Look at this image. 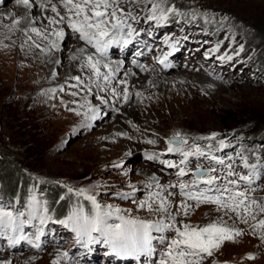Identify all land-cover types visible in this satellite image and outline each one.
<instances>
[{"label": "rangeland", "instance_id": "1", "mask_svg": "<svg viewBox=\"0 0 264 264\" xmlns=\"http://www.w3.org/2000/svg\"><path fill=\"white\" fill-rule=\"evenodd\" d=\"M119 6L125 14L130 12L135 17L127 21L134 31L130 37L126 32L122 33L130 42L112 46L114 55L109 58L127 60L134 69L141 66L147 69V64L163 66L165 70L153 73L172 77L179 69L173 63L172 52H184L189 57L185 56L181 62L190 66L192 70L185 71L190 75L194 74L196 66L202 67L204 73L218 70L219 73L222 68L226 70L230 88L222 95H227L228 101L214 105L204 103L205 108L199 107L197 112L189 109L188 122L197 127L203 125L202 129L193 133L187 131L189 135H186L177 122L175 127L182 132L162 131L157 136V143L155 135H148L149 130L128 127L119 120V112L116 115L111 112L113 107L125 111L137 100L134 93L120 95L115 92L90 125L93 122L124 125L128 136H119V140H112L110 146L100 141L103 146L97 151L92 148V139L87 137L94 134L96 128L85 129L79 124L72 127L69 113L73 102L70 105L64 103L65 93L56 95L52 91L55 80L51 67L58 66L63 70L65 66L59 63L36 67L23 65L18 56L5 51V40L10 35V29L9 23L1 20L0 128L5 131L6 126L11 124L4 113L13 115L10 118H20L30 128L38 152L34 158L20 156L23 169L30 181H34L27 203L19 201L17 197L9 199L0 194V208L12 212L18 225V230L5 229L0 234V264H26L27 260L23 258L28 254L36 258L35 264H60L64 259L69 264H160L161 254L166 251V243L161 237L171 240L174 231L153 230L150 233L154 249L150 256L123 255L114 252L99 231H92L90 236L80 234L72 226L70 218L86 217L91 221L100 215L109 227L114 228L121 223L120 217L172 223L168 219L169 213L175 217L177 226L184 223L204 226L222 219L227 226L241 232L233 241H225L211 256H206L201 264H264V228L253 231L250 227L256 220L249 218L244 223L242 217L218 210L215 204L197 205L192 201L188 202L192 207L187 216L182 211L177 214L180 202L185 199L180 194L179 184L193 179L192 169L202 166L226 170L224 166L216 164L212 156L225 160L226 164H233L234 170L241 174L248 171L243 168L241 157H246L250 165L256 164L264 171V0H175L162 7L150 0H119ZM57 7L64 9L60 3ZM35 9L33 4L30 10ZM168 9L173 11L169 12ZM45 10L49 15L55 14L51 12L50 5L43 8L41 14ZM153 15L157 19H148ZM161 16L165 18L161 20ZM18 18L16 21H19ZM74 33L65 23L64 37L60 39L63 46L78 40ZM135 36L148 39L143 46V55L129 53L122 59L120 51L134 43ZM88 50L94 53L92 47ZM139 50L136 48L135 51ZM84 52H88L86 48L79 55ZM237 52L239 55H236ZM229 56L231 59H228ZM162 60L165 62L161 63ZM123 72L115 79V84ZM162 91L170 97L169 86H164ZM176 113H179L178 108ZM105 115L108 118L101 120ZM177 132L188 140V144H182L181 148L195 144L208 157H190L186 169L189 175L186 177L177 176L178 167L167 166L168 163L179 166L183 158L180 152L168 151L169 147L175 146V142L169 144L168 141ZM213 133L217 134L214 138ZM220 141H224L225 147H220ZM150 155L152 159L148 158ZM157 182L165 186L161 195L169 201L168 213L139 207L146 200L151 203L149 193L160 191L156 187ZM252 187L256 189L253 197L258 201L264 199V177ZM169 192L173 195L169 196ZM88 197H93L95 202ZM40 198L42 200L39 201ZM43 199L49 200L50 204ZM62 201L66 206L63 212L59 207L55 208L56 203L62 204ZM155 207L153 205V209ZM117 209L120 211L117 212ZM88 211L91 215H88ZM109 212L112 214L106 215ZM254 214L257 220L264 219V213L256 211ZM37 243L40 247L35 246ZM249 255L253 258L249 259ZM58 256H61V260Z\"/></svg>", "mask_w": 264, "mask_h": 264}, {"label": "snow or ice", "instance_id": "2", "mask_svg": "<svg viewBox=\"0 0 264 264\" xmlns=\"http://www.w3.org/2000/svg\"><path fill=\"white\" fill-rule=\"evenodd\" d=\"M17 3H22L25 6L33 7L30 0H17ZM50 3V0H49ZM59 3L66 9L65 14L61 15L57 11L56 4H50L52 13L55 17H48V25H45V32H42L36 27H31L29 31L36 36L47 39V29L49 25L67 23V26L75 33L79 34V39L86 44L91 45L95 52L93 55L86 57V67H88L95 76L101 77L104 81L110 82L114 78V74L119 71V66L112 68L109 63H104V58L107 57L108 49L114 45H127L130 41L124 38L122 33L126 32L127 36L133 35L131 25L127 23L128 19H135L129 12L125 14L123 8L119 6V0H59ZM47 5L41 3L40 7L43 9ZM154 7H157L154 5ZM169 12L173 9H168ZM58 17V19L56 18ZM161 16L160 19H164ZM148 19H157L156 16H149ZM18 24L19 21H13ZM58 39L64 37L63 29L55 30L52 33ZM138 35V33H137ZM32 40V37H28ZM35 43V42H34ZM36 48H40V44L35 43ZM52 48H58L59 45L55 42L51 43ZM243 46H241V51ZM79 51L83 52L84 49ZM99 55V59H94V56ZM236 55H239L237 52ZM75 58V57H73ZM231 59V56L228 57ZM164 63L165 61H160ZM101 65L107 69L106 73L101 72ZM72 79L82 83L80 77H73ZM121 83H124L123 81ZM75 87V85H73ZM105 89L101 88V91ZM115 93V89H113ZM76 93H73L75 95ZM103 103V99L101 98ZM90 112L95 113V109H89ZM91 119H96L93 114ZM88 126V125H85ZM217 134L213 133L214 138ZM152 143L153 141H148ZM175 142L174 147H169L168 151H176L182 154V159L179 161V166L168 163V167H178V177H186L189 172L186 171L189 164L190 157L205 156L198 145L192 144L189 148H181L182 144H188L186 137L177 132L173 135L169 144ZM220 147H225L224 141H220ZM152 159L150 155L148 157ZM212 160L218 165L224 166L226 170L221 171L216 167L204 168L202 166L195 167L191 170L193 179L188 182H181L179 184L180 194L185 198L182 200L177 208V214L181 211L187 216L191 210L192 205L189 201L195 202L197 205L202 203L215 204L218 210L234 213L237 218H243V222L247 223L248 219L256 220L257 222L250 227L255 231L257 228H264V219L257 220L256 211L264 213V199L258 201L253 197L252 193L256 191L252 185L264 177V171L256 164H249L246 157H241L242 166L248 170L241 174L234 170L233 164H226L225 160L212 156ZM204 187H201V186ZM151 186V185H150ZM156 187L160 191L149 193L148 200L142 202L139 207H147L149 211H158L168 213V199L163 197L161 193L165 191V186L158 182ZM168 187L175 188L176 185H169ZM72 191L71 188L68 189ZM136 189L133 188V192ZM82 192V190H81ZM117 195L129 196L131 193H118ZM169 196L173 193L169 192ZM93 200V197H88ZM153 205H156L153 209ZM120 210L117 209V212ZM107 213L106 215H111ZM22 215V214H21ZM72 226L82 235H89L92 231H99L105 237V243L110 244L113 251L117 254L123 255H152L154 249L152 246L153 237L150 234L153 230L157 232L174 231V236L171 240L161 237L166 243V251L162 253L160 264H201L206 256H211L213 252L218 249L225 241H233L236 236L241 235V232L234 228L227 226L224 221H212L204 226H194L187 223L177 226L175 217L168 214V219L172 223H166L164 220L157 222L144 221L138 218L125 219L120 217L121 223L115 227H109L103 216L98 215L95 219L89 221L86 217L70 218ZM44 221H42L43 223ZM61 223H64L63 221ZM17 228L16 218L13 217L12 212L5 211L0 208V234H3L5 229ZM42 234V233H41ZM24 237H20L23 239ZM264 238V237H262ZM39 239V236H37ZM14 242V239L13 241ZM40 247L39 243L35 245ZM64 255H67L64 253ZM249 259L253 257L249 255Z\"/></svg>", "mask_w": 264, "mask_h": 264}, {"label": "bare ground", "instance_id": "3", "mask_svg": "<svg viewBox=\"0 0 264 264\" xmlns=\"http://www.w3.org/2000/svg\"><path fill=\"white\" fill-rule=\"evenodd\" d=\"M6 2L5 4L3 2ZM30 3L35 4V10H30V7L17 3V0H0V21L6 20L9 23L10 35L5 40L6 50L8 54L18 56L19 62L23 65L36 67L37 65L46 66L53 64H63L65 69L58 68V66L51 67L52 78L55 80V84L52 87L56 95L64 94V103L68 105L73 102V108H70L69 116L72 120L71 126H77L78 124L82 128H92L97 130L94 134L87 135L92 139V148L100 151L103 145L100 141L110 146L113 144L112 140L116 142L119 140V136H128L127 130L120 124H111L110 122H102L100 124H93L90 117L95 114H100V109L104 104H108V99L111 94L119 92L120 95L127 93H134L137 95L135 105L125 111H120L113 107L111 112L116 115L119 112V120L126 123L128 127L133 129L146 128L150 133L148 135H161L164 131L168 133L173 130H178L175 127V123H179L184 128L186 135L201 130V127L190 124L188 122V110L199 111L205 108L204 103L215 104L222 101H228L227 95H222L223 92L230 88L229 78L226 70L221 69L218 73H204V69L200 66L194 67V74L190 75L186 70L191 69L189 65H185V62H181L182 59L188 58L189 55L184 52L175 51L172 52L171 58L173 63L176 64L179 69L176 74L172 77L163 76L160 73H153V71L161 72L165 70L163 66L156 64H147V69H143L144 66L134 69L133 66L129 65V62L109 58L108 56L114 55L113 49H108L107 57L104 58V63H109L112 68L119 66V71L114 74V78L110 82L104 81L101 77H97L93 72L86 67V57L93 55L88 50L91 45L86 44L84 41L79 39V34L74 33L73 35L78 37V40H74L69 45L63 46L55 35L49 38L50 33L55 30L63 29L65 31V23L49 25L46 35L47 39L36 36L34 33L29 31L31 27H36L42 32H45V25H48V17H55L54 15L47 14L46 10L41 14L42 8L40 4L43 3L48 7L50 4H56L58 6L59 0H30ZM45 7V8H46ZM57 11L61 15L65 14L66 9H60L57 7ZM19 16V23L14 24L16 17ZM58 19V17H56ZM5 21V22H6ZM18 21V20H17ZM31 36L32 40L28 37ZM7 37V36H6ZM152 38V37H151ZM140 40L142 43H140ZM4 41V40H3ZM40 44V48L35 47V43ZM55 42L59 45L58 48H52L51 43ZM148 42V39L144 36L139 39L135 36V41L123 51H120L122 59L124 56L127 57L129 53L135 55L141 53L143 55V46ZM140 45L138 46V44ZM4 46V44H3ZM136 46V47H135ZM115 47V45L113 46ZM88 52H84L81 55L80 49H85ZM140 49L139 51H135ZM135 51V52H134ZM49 52L52 54L48 55ZM95 52V49H94ZM89 53V54H88ZM92 53V54H91ZM175 53V54H174ZM195 55V54H194ZM194 55L193 58H194ZM75 57V58H73ZM99 55L94 56V59H99ZM126 59V58H125ZM137 62H140L138 60ZM86 68V70H84ZM145 68V67H144ZM192 70V69H191ZM124 71L123 76L119 77L117 84L115 79L119 76L120 72ZM101 72L106 73L107 69H104L101 65ZM166 72V71H165ZM80 77L82 83L72 79L73 77ZM96 78V81H94ZM124 83H121V82ZM75 85V87H73ZM169 86L170 97L166 95V92L162 91L164 86ZM234 86V85H233ZM101 88L105 89L101 91ZM167 88V87H166ZM175 88V89H173ZM73 93H76L73 95ZM168 93V92H167ZM172 95V96H171ZM73 98H75L73 100ZM103 99V103L101 102ZM223 104V103H222ZM114 105H117L114 103ZM112 106V105H111ZM176 108L179 109V113H176ZM69 109L68 106L66 108ZM89 109H95V113L90 112ZM111 115V114H110ZM108 115L101 117V120L107 119ZM113 116V115H112ZM110 118V117H109ZM114 119V118H112ZM115 120V119H114ZM96 122V121H95ZM100 122V121H99ZM88 125V126H85ZM90 125V126H89ZM70 127V126H69ZM84 129V130H85ZM133 131V130H132ZM182 132V131H181ZM100 133V135H99ZM130 136L132 134H129ZM110 142V143H109ZM158 142V139L156 141ZM105 145V147H106ZM98 154V153H97ZM19 257V258H23ZM23 259L27 260L26 264H35L33 255H25ZM61 260V256H58ZM84 259V258H83ZM67 259H64L60 264L65 263ZM50 264V262H48Z\"/></svg>", "mask_w": 264, "mask_h": 264}, {"label": "trees", "instance_id": "4", "mask_svg": "<svg viewBox=\"0 0 264 264\" xmlns=\"http://www.w3.org/2000/svg\"><path fill=\"white\" fill-rule=\"evenodd\" d=\"M150 1H155L156 5L162 7L175 0ZM4 114L11 120V124L6 126L5 131L0 128V139H2V143L0 142V194L9 199L17 197L19 201L26 202L30 189L34 186V181H30L28 173L23 169L20 156L34 158L38 152V147L35 146L37 143L31 136L30 128L26 127L20 118L16 116L10 118L13 115L9 112ZM43 201L50 204L47 199H43ZM60 204L57 202L55 208L59 207L63 212L66 206L63 201ZM88 215H91L89 211Z\"/></svg>", "mask_w": 264, "mask_h": 264}]
</instances>
